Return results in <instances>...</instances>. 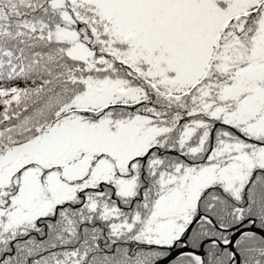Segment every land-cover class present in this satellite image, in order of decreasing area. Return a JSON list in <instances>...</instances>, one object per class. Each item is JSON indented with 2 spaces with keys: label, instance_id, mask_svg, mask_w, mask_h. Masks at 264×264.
<instances>
[{
  "label": "snow or ice",
  "instance_id": "6c2138e0",
  "mask_svg": "<svg viewBox=\"0 0 264 264\" xmlns=\"http://www.w3.org/2000/svg\"><path fill=\"white\" fill-rule=\"evenodd\" d=\"M0 264H264V0H0Z\"/></svg>",
  "mask_w": 264,
  "mask_h": 264
}]
</instances>
